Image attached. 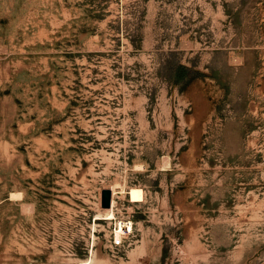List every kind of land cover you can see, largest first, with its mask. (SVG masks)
<instances>
[{"label": "rangeland", "instance_id": "rangeland-1", "mask_svg": "<svg viewBox=\"0 0 264 264\" xmlns=\"http://www.w3.org/2000/svg\"><path fill=\"white\" fill-rule=\"evenodd\" d=\"M0 264H264V0H0Z\"/></svg>", "mask_w": 264, "mask_h": 264}, {"label": "water", "instance_id": "water-1", "mask_svg": "<svg viewBox=\"0 0 264 264\" xmlns=\"http://www.w3.org/2000/svg\"><path fill=\"white\" fill-rule=\"evenodd\" d=\"M111 206V189L104 188L101 190V207L109 208Z\"/></svg>", "mask_w": 264, "mask_h": 264}]
</instances>
